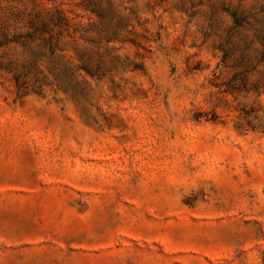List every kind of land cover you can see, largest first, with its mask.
Listing matches in <instances>:
<instances>
[{"label": "rangeland", "instance_id": "374dc122", "mask_svg": "<svg viewBox=\"0 0 264 264\" xmlns=\"http://www.w3.org/2000/svg\"><path fill=\"white\" fill-rule=\"evenodd\" d=\"M53 1L66 74L0 73V264H264V0Z\"/></svg>", "mask_w": 264, "mask_h": 264}, {"label": "trees", "instance_id": "16d2710c", "mask_svg": "<svg viewBox=\"0 0 264 264\" xmlns=\"http://www.w3.org/2000/svg\"><path fill=\"white\" fill-rule=\"evenodd\" d=\"M83 1L84 9L104 20L94 0ZM70 29L69 18L53 0H0V73L11 75L15 82L32 74L43 78L66 74L59 61ZM78 54L84 58V53ZM77 70L91 78L96 74L85 62Z\"/></svg>", "mask_w": 264, "mask_h": 264}]
</instances>
